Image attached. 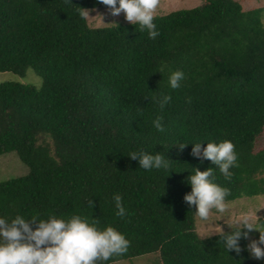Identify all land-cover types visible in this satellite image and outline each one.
<instances>
[{"label":"trees","instance_id":"16d2710c","mask_svg":"<svg viewBox=\"0 0 264 264\" xmlns=\"http://www.w3.org/2000/svg\"><path fill=\"white\" fill-rule=\"evenodd\" d=\"M80 8L109 9L99 0H0V73L32 69L43 80L0 83V156L15 152L29 169L0 182V218L79 215L111 226L130 246L97 264L151 255L154 264H264L243 237L239 254L226 249L237 227L200 237L197 208L184 199L197 168L213 169L226 204L264 197V6L206 0L155 16V39L139 24L93 28ZM176 71L184 78L172 89ZM225 140L237 155L230 180L191 155L195 143ZM133 152L160 154L169 168L145 170Z\"/></svg>","mask_w":264,"mask_h":264},{"label":"clouds","instance_id":"9594fccd","mask_svg":"<svg viewBox=\"0 0 264 264\" xmlns=\"http://www.w3.org/2000/svg\"><path fill=\"white\" fill-rule=\"evenodd\" d=\"M99 3L106 5L114 17L124 13L128 22L140 25L141 32L147 30L151 39L159 35L153 20L160 0H99ZM79 14L85 20L90 16L89 11L83 8H80ZM183 78V72H173L169 77L171 88H179ZM170 101L171 96L163 97L160 101L161 109ZM162 119L158 116L153 122L154 127L161 132L164 131ZM186 146L181 145V151ZM191 155L212 161L228 180L233 175L230 169L238 166L235 146L227 140L219 144L207 143L206 148H202V143H195ZM129 157L139 160L141 168L145 170L169 168V160L160 154L133 152ZM212 176L213 169L202 172L197 168L188 178L192 191L184 199L197 208L196 215L202 220L209 219L213 209L223 213L227 208L225 198L230 194L229 190L213 183L209 179ZM113 199L118 209L117 215L124 217L126 210L121 195L115 194ZM90 204L93 202L90 201ZM240 224H243V228L239 227ZM32 225H36L35 230ZM244 228L249 232H260L259 240H252L247 248L254 258L264 259V248L261 247L264 245V230L254 227L248 216L237 221V230L223 237L226 249L234 250L237 254L242 251L239 241L242 237L249 238L247 232H242ZM129 246L130 242L125 236L113 227L100 230L95 222L90 224L79 215H73L67 220L56 216H50L48 220L37 217L26 220L17 215L11 222H7L0 218V264H97L110 260L114 255L125 254Z\"/></svg>","mask_w":264,"mask_h":264},{"label":"rangeland","instance_id":"374dc122","mask_svg":"<svg viewBox=\"0 0 264 264\" xmlns=\"http://www.w3.org/2000/svg\"><path fill=\"white\" fill-rule=\"evenodd\" d=\"M206 0H160L156 9L155 16L169 14L170 12L191 9L204 4ZM239 1L245 10H251L264 6V0H236ZM90 13L87 19L89 25L93 28H102L107 26H116L119 24L130 23L126 20V15L121 13L120 16H112L109 9L88 10ZM4 82H21L26 85L41 87L43 80L32 69H28L25 77L18 76L12 72L0 73V83ZM258 141V148H264V135ZM28 167L20 160L15 152L0 156V182L16 177H22L28 174ZM226 210L221 213L213 209L209 219L202 220L196 217L197 231L200 237L208 238L219 233H223L231 228L237 227V221L242 220L245 216L251 218L253 226L264 230V197L257 196L252 198H243L241 200L230 202ZM243 228V224L239 225ZM246 229V228H244ZM249 243L252 240H259L260 232L248 229ZM264 248V245H261ZM251 255V253H250ZM257 261L264 259H256ZM157 255L143 256L136 258L131 262H118L114 264H154Z\"/></svg>","mask_w":264,"mask_h":264}]
</instances>
